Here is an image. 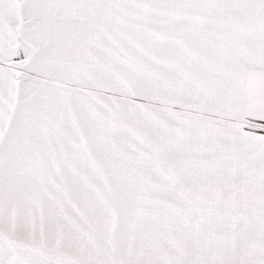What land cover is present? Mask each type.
Instances as JSON below:
<instances>
[{"label": "snow or ice", "instance_id": "1", "mask_svg": "<svg viewBox=\"0 0 264 264\" xmlns=\"http://www.w3.org/2000/svg\"><path fill=\"white\" fill-rule=\"evenodd\" d=\"M0 264H264V0H0Z\"/></svg>", "mask_w": 264, "mask_h": 264}]
</instances>
